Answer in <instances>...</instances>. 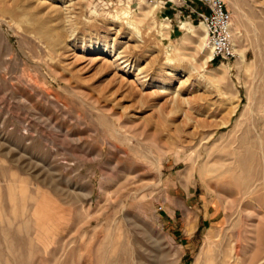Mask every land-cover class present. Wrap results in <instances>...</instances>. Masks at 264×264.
<instances>
[{
  "label": "rangeland",
  "instance_id": "374dc122",
  "mask_svg": "<svg viewBox=\"0 0 264 264\" xmlns=\"http://www.w3.org/2000/svg\"><path fill=\"white\" fill-rule=\"evenodd\" d=\"M226 4L210 62L148 0H0V264H264V0Z\"/></svg>",
  "mask_w": 264,
  "mask_h": 264
},
{
  "label": "built area",
  "instance_id": "2783aa9c",
  "mask_svg": "<svg viewBox=\"0 0 264 264\" xmlns=\"http://www.w3.org/2000/svg\"><path fill=\"white\" fill-rule=\"evenodd\" d=\"M148 2L156 4L159 11L169 7L190 23L197 21L202 24L207 36V45L211 50L210 62L228 61L233 58L232 17L226 0H148Z\"/></svg>",
  "mask_w": 264,
  "mask_h": 264
},
{
  "label": "bare ground",
  "instance_id": "6f19581e",
  "mask_svg": "<svg viewBox=\"0 0 264 264\" xmlns=\"http://www.w3.org/2000/svg\"><path fill=\"white\" fill-rule=\"evenodd\" d=\"M231 24H232V21H231ZM202 25V24H201ZM203 26V25H202ZM204 27V26H203ZM232 29V28H231ZM204 32H205V29H204ZM205 35H206V32H205ZM206 40H207V36H206ZM232 43H233V41H232ZM233 46H234V44H233ZM209 46H207V48H208ZM209 49V53H210V60H211V50H210V48H208ZM235 52V51H234Z\"/></svg>",
  "mask_w": 264,
  "mask_h": 264
},
{
  "label": "crops",
  "instance_id": "0c3cea01",
  "mask_svg": "<svg viewBox=\"0 0 264 264\" xmlns=\"http://www.w3.org/2000/svg\"><path fill=\"white\" fill-rule=\"evenodd\" d=\"M166 10H167V9L163 10V12L166 11ZM163 15H165V14H163ZM165 16H167V15H165Z\"/></svg>",
  "mask_w": 264,
  "mask_h": 264
}]
</instances>
